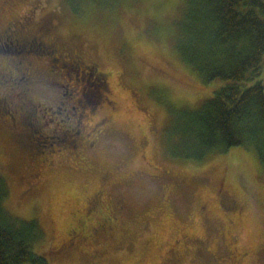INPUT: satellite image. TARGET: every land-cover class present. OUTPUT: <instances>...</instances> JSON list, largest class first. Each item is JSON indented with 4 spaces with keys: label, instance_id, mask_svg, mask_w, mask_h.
Returning <instances> with one entry per match:
<instances>
[{
    "label": "rangeland",
    "instance_id": "374dc122",
    "mask_svg": "<svg viewBox=\"0 0 264 264\" xmlns=\"http://www.w3.org/2000/svg\"><path fill=\"white\" fill-rule=\"evenodd\" d=\"M100 2L75 15L68 0H0V28L19 19L26 38L41 35L61 53L95 61L108 73V83L82 95L88 106L76 109L86 130L96 124L95 146L70 136L38 150L42 132L19 131L12 108L0 114L6 205L20 218L38 219L44 237L34 251L49 264H264V163L256 151L236 146L205 160H182L166 141L172 109L196 108L227 83L203 82L177 52L185 0H123L114 8ZM254 7L251 0L240 6ZM0 50V62L31 60L45 74L34 89L38 100L57 103L66 83L75 82L73 66L51 68L58 61L49 55L13 53L11 43L0 42ZM64 112L48 111L45 120L61 127ZM95 189L102 191L101 212L115 210L116 222L80 249L58 250L76 210L100 217L84 201Z\"/></svg>",
    "mask_w": 264,
    "mask_h": 264
},
{
    "label": "trees",
    "instance_id": "16d2710c",
    "mask_svg": "<svg viewBox=\"0 0 264 264\" xmlns=\"http://www.w3.org/2000/svg\"><path fill=\"white\" fill-rule=\"evenodd\" d=\"M99 1L105 2H100L102 7L114 8L121 5L123 0H68V3L70 12L76 15L83 12V5L89 6ZM242 3H247V0H185L182 14L176 21L174 42L177 52L203 82L221 79L227 83L196 108L172 109L166 141L175 158L201 161L226 152L231 147L244 146L254 149L264 163V79L260 78L264 62V1L251 0L255 7L244 11L240 8ZM18 27L15 36L19 42L14 39L15 44L12 43L10 37L6 43L14 46L11 52L21 53L25 50L30 56L38 54L39 58L49 55V61L54 60L52 57L58 61L50 63L51 68L68 64L73 66V63L71 65L70 62L59 60L61 55L67 53H61V47L55 41L49 40L57 45V49L48 48V41L41 35L28 39L21 26ZM52 51L59 58L52 55ZM4 52L0 50V53ZM22 56L28 57L25 54ZM44 75L39 72V79ZM74 76V84L67 82L69 86L62 92L64 101L70 102L72 95L77 92L74 91L76 73ZM88 89L84 91L85 95ZM85 104L83 101L82 105H76L77 108L85 109L88 106ZM63 107L65 111L68 106ZM10 108L13 109V106L9 103L4 109L0 107V114ZM50 111L59 114L57 109ZM11 112L18 119L19 114L14 109ZM63 116L61 127L54 125L53 121L47 123L44 118L43 126L53 125L60 129L54 134L39 132L44 134L41 141L45 143L35 142L38 150L48 144L53 146L70 141L69 137L60 134L66 124L65 112ZM29 121V124L26 123L30 127L29 131L41 128V124L36 121ZM9 196V182L0 168V264H49L44 256L34 251V244L44 237L41 224L38 219L26 220L15 215L6 205Z\"/></svg>",
    "mask_w": 264,
    "mask_h": 264
},
{
    "label": "flooded vegetation",
    "instance_id": "af4514ba",
    "mask_svg": "<svg viewBox=\"0 0 264 264\" xmlns=\"http://www.w3.org/2000/svg\"><path fill=\"white\" fill-rule=\"evenodd\" d=\"M22 25L21 20H13L5 28H0V42L6 44L10 37H12L11 42L15 44L14 39L16 40V34H18L19 27ZM18 41V39L16 40ZM19 42V41H18ZM48 48L57 49L55 43L47 42ZM33 45V43L31 42ZM19 45V44H18ZM59 58V56H57ZM61 60L70 62L73 68H75L76 77L79 75L80 81L83 84L78 83L76 78V84L74 91L80 92L85 95V90L94 85H99L102 83H108V73L102 70L96 62H87L79 55H73L72 53H67L61 55ZM0 62V87L9 85V88L0 90V107L5 108L9 103L13 106V109L16 113L19 114L18 119L15 118L14 114L11 113L12 117L16 120V125L21 127L20 131L24 132L25 135L31 134L36 136V132H44L45 134L52 133L54 134L59 127H53L48 129V125H42L44 123V118L46 112L50 110H58L59 113L65 108L66 114V124L64 128H61L60 134H63L66 137L74 136V139H80L89 146H95L96 139L93 137L94 128L96 124L92 125L90 130L85 129L83 126L82 116L83 114H77L75 109L78 105H82L84 99L80 96L75 99L74 102L70 100L61 101L57 103L43 102L38 100L34 95V89L39 81L38 72L36 73L34 69V64L31 60L24 61L19 60L16 63ZM81 85V86H80ZM78 104V105H76ZM109 104L114 107L113 102L109 101ZM11 109V110H13ZM25 119H31L36 121L35 123L41 124V128L33 129L29 131L30 127L25 123ZM108 119H104L103 121ZM98 125V124H97ZM41 130V131H39ZM79 146V142H77ZM81 146V145H80ZM85 147L82 146V150ZM85 205L94 209L95 214H101L98 219H93V216L88 215L85 207L83 209H78L75 211V216L73 220L69 221L62 230L61 235H59L58 240L55 245L58 250L72 249V248H82L85 243L101 231H108L112 227L113 223L117 220V215H114L115 210H112L109 213L101 212L102 204V191L101 189L93 190L88 196L84 199Z\"/></svg>",
    "mask_w": 264,
    "mask_h": 264
}]
</instances>
